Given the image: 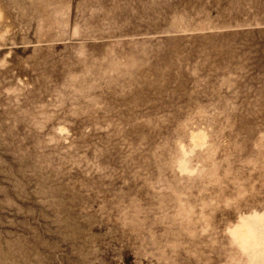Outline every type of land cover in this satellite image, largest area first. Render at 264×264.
<instances>
[{"label": "rangeland", "instance_id": "obj_1", "mask_svg": "<svg viewBox=\"0 0 264 264\" xmlns=\"http://www.w3.org/2000/svg\"><path fill=\"white\" fill-rule=\"evenodd\" d=\"M214 3L80 53L72 0H0V264H264V0Z\"/></svg>", "mask_w": 264, "mask_h": 264}, {"label": "crops", "instance_id": "obj_2", "mask_svg": "<svg viewBox=\"0 0 264 264\" xmlns=\"http://www.w3.org/2000/svg\"><path fill=\"white\" fill-rule=\"evenodd\" d=\"M192 3L200 4L201 0H72V29L75 41L78 42L76 44L80 47L79 52L83 53L81 50L86 51L85 47L95 40L92 36L93 31H107L111 34L118 32L114 34V44L118 45L123 40L122 37L128 36H124L127 34L128 29L136 32L135 36H143L144 34L142 33L146 30V23L160 20L163 7L167 6L169 15L176 18L177 14L191 13L189 8ZM202 4L214 5L215 3L214 0H202ZM238 4L250 7L254 6L255 0H238ZM191 30L192 27H187L186 25L179 26L177 29L178 32ZM81 31L83 32L81 33ZM77 34H79L78 39L76 37ZM116 42L118 43L116 44ZM88 51L91 54V50L88 49ZM101 62H103L104 67L99 65ZM78 68L76 77L79 78V83L82 82L81 87L84 88L79 90L80 92L97 94L98 96L95 98L97 102L122 100H109L100 94L108 93L106 89L112 86L113 79L116 77V75L112 74L111 69L106 68L104 61L100 60L95 64L89 62L88 64H83V68L82 66ZM184 68L185 65L183 66ZM120 76L121 74L116 79L120 78ZM194 84L202 86L200 77ZM190 85V83L184 82V86ZM122 90L120 91L121 94ZM187 90V93H193L192 90ZM184 100L185 98L180 99V101Z\"/></svg>", "mask_w": 264, "mask_h": 264}]
</instances>
